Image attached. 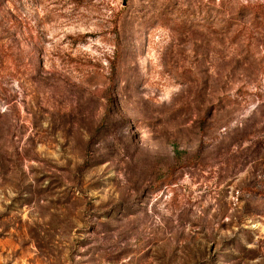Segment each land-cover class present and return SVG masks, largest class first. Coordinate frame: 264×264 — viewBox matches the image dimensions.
<instances>
[{
	"label": "rangeland",
	"instance_id": "374dc122",
	"mask_svg": "<svg viewBox=\"0 0 264 264\" xmlns=\"http://www.w3.org/2000/svg\"><path fill=\"white\" fill-rule=\"evenodd\" d=\"M0 264H264V0H0Z\"/></svg>",
	"mask_w": 264,
	"mask_h": 264
}]
</instances>
